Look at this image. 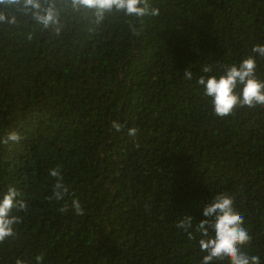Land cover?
<instances>
[{
  "label": "trees",
  "instance_id": "obj_1",
  "mask_svg": "<svg viewBox=\"0 0 264 264\" xmlns=\"http://www.w3.org/2000/svg\"><path fill=\"white\" fill-rule=\"evenodd\" d=\"M40 2L58 25L21 11L0 24V196L13 186L29 206L13 210L23 222L0 264H201L195 229L221 193L252 236L243 251L264 264V107L216 116L197 82L249 56L264 81L252 51L264 45V0H148L159 16L102 19L72 0ZM11 132L20 141L4 144ZM54 168L70 189L60 202L49 200ZM187 215L193 240L176 227Z\"/></svg>",
  "mask_w": 264,
  "mask_h": 264
},
{
  "label": "clouds",
  "instance_id": "obj_2",
  "mask_svg": "<svg viewBox=\"0 0 264 264\" xmlns=\"http://www.w3.org/2000/svg\"><path fill=\"white\" fill-rule=\"evenodd\" d=\"M77 8L84 7L95 10L98 19H102L106 12L115 9L124 12L127 16L156 17L160 15L158 8L150 7L148 0H72ZM15 11L31 14L32 18L45 29L59 24V17L53 6L44 7L40 0H0V24L14 25L16 23ZM59 28H57V33ZM31 39V38H30ZM253 53L264 57V45L256 44ZM255 56H249L241 63L225 65L224 73L218 78L215 75L201 76L198 84L204 89V94L211 99L214 113L219 117H227L233 114L237 107L256 108L264 107V81L256 77ZM204 73L213 71L210 65L202 68ZM186 80L193 78V73L187 69L183 73ZM240 92L237 93V88ZM111 127L116 131H122L123 126L116 121ZM138 129H128V135L135 137ZM21 136L16 132L8 133L2 140L4 144L19 142ZM49 174L55 178L52 196L49 200L64 201L70 194V189L64 183L59 168L49 170ZM20 193L13 186H9L6 193L0 196V244L6 239L15 236L14 226L23 222L22 217L13 214L27 212L28 204L23 199H17ZM72 210L77 215H83L84 210L78 200H72ZM68 205L62 206L59 211L66 213ZM203 216L205 219L196 226V232L201 235L199 246L204 255L201 264H212L215 260H227L228 264H260V257L248 255L243 248L252 240V236L244 226L245 218L234 207V199L228 193L216 195L210 203L204 205ZM176 227L182 229L188 235L189 240L195 239L190 231L193 228V217H182ZM211 230V231H210ZM214 233V235H213ZM37 264H42L43 256L38 255ZM16 264H24L17 259Z\"/></svg>",
  "mask_w": 264,
  "mask_h": 264
}]
</instances>
